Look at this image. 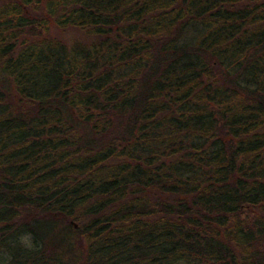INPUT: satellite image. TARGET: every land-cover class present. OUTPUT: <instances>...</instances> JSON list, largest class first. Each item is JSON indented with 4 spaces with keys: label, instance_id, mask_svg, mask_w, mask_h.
I'll list each match as a JSON object with an SVG mask.
<instances>
[{
    "label": "trees",
    "instance_id": "16d2710c",
    "mask_svg": "<svg viewBox=\"0 0 264 264\" xmlns=\"http://www.w3.org/2000/svg\"><path fill=\"white\" fill-rule=\"evenodd\" d=\"M0 264H264V0H0Z\"/></svg>",
    "mask_w": 264,
    "mask_h": 264
},
{
    "label": "rangeland",
    "instance_id": "374dc122",
    "mask_svg": "<svg viewBox=\"0 0 264 264\" xmlns=\"http://www.w3.org/2000/svg\"><path fill=\"white\" fill-rule=\"evenodd\" d=\"M51 33H52V35H56L55 33H54V29H52V31H51ZM60 38H62L64 41H67L68 39H72L73 38V36L71 35V34H62V33H59V34H57Z\"/></svg>",
    "mask_w": 264,
    "mask_h": 264
}]
</instances>
